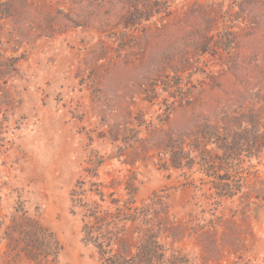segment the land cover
Instances as JSON below:
<instances>
[{
    "label": "rangeland",
    "instance_id": "374dc122",
    "mask_svg": "<svg viewBox=\"0 0 264 264\" xmlns=\"http://www.w3.org/2000/svg\"><path fill=\"white\" fill-rule=\"evenodd\" d=\"M0 264H264V0H0Z\"/></svg>",
    "mask_w": 264,
    "mask_h": 264
}]
</instances>
